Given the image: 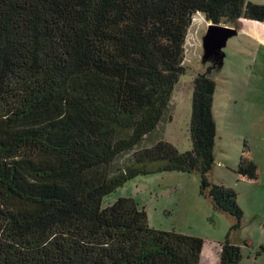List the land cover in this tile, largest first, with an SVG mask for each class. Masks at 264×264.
<instances>
[{
	"label": "trees",
	"instance_id": "1",
	"mask_svg": "<svg viewBox=\"0 0 264 264\" xmlns=\"http://www.w3.org/2000/svg\"><path fill=\"white\" fill-rule=\"evenodd\" d=\"M197 12L227 26L264 22V4L249 0H0V264H200L203 239L150 227L130 197L101 206L161 171L198 173L200 192L239 228L236 191L210 179L218 64L193 78L192 148H138L185 71ZM236 172L257 177L252 161ZM240 260L228 234L216 264Z\"/></svg>",
	"mask_w": 264,
	"mask_h": 264
},
{
	"label": "rangeland",
	"instance_id": "2",
	"mask_svg": "<svg viewBox=\"0 0 264 264\" xmlns=\"http://www.w3.org/2000/svg\"><path fill=\"white\" fill-rule=\"evenodd\" d=\"M264 4V0H252ZM254 3V2H253ZM262 21H249L239 18L238 26L243 30L227 40L223 48L225 57L222 66L213 71L211 77L216 82L215 106L213 116L216 124L215 161L210 172L212 182L236 191L239 199L237 203L244 211L238 229H232L234 217L225 212L215 210L211 200L200 192V178L196 172L161 171L138 175L127 180L112 193L102 198L101 206L106 207L118 198L130 197L139 207L144 208L147 223L150 227L196 236L203 239V249L200 264H216L219 260L220 244L229 234L230 242L241 248L240 264H264V254L261 248L264 245V226L260 223V216L264 208L253 204L251 196L241 193L245 182L240 180L236 172L242 159L243 141L240 131L242 129L241 112L243 105L250 94L251 87L246 73L252 71L242 59L240 49L245 46L249 51L244 54L253 59L255 53L261 63L264 55L252 51L245 40L246 30L253 28L254 23ZM209 22L204 15L197 12L193 15L184 42V68L173 87L167 112L154 131L149 133L138 148L149 147L158 140L171 143L179 152L192 148L190 136V120L193 92V78L199 72H204L209 62L201 60L202 36L207 31ZM224 25V24H220ZM229 87L236 88L237 92L230 91ZM228 88V89H227ZM237 98V101L233 99ZM244 113L246 112L243 111ZM131 157V153L123 154L115 160L114 168L122 167ZM254 214V215H253Z\"/></svg>",
	"mask_w": 264,
	"mask_h": 264
},
{
	"label": "crops",
	"instance_id": "3",
	"mask_svg": "<svg viewBox=\"0 0 264 264\" xmlns=\"http://www.w3.org/2000/svg\"><path fill=\"white\" fill-rule=\"evenodd\" d=\"M249 1L257 3L252 0ZM238 19L235 26L231 27L236 28L237 34H241L243 30L238 26ZM248 20L251 21L252 19ZM246 33L247 38L245 43L251 47L253 52L256 50V53L258 51L264 55V22L254 23L251 31L246 30ZM247 52L249 51L246 47L242 46L238 57H241L244 60L236 59L245 62L248 68L252 70H248L246 73L248 81H251V87H249L247 91L250 94V98L245 101L241 112V118L244 117L241 120L242 129L240 131L241 140L243 141V147H241V160L252 161L256 165L257 177L255 179H248L241 176L240 180L245 182L244 189L241 193L243 194L246 191L244 195H246V198L251 196V199L254 201L253 204L259 206V211L260 207L264 208V63L259 61V58L255 53H252L254 56L253 59L247 58L244 55L247 54ZM228 88L232 92H237L236 88L234 90L233 87L228 86ZM233 101H237V98L233 99ZM215 104L213 95L212 113ZM245 110L246 112L244 113L243 111ZM237 198L239 199V193ZM242 212L244 214L243 210ZM255 215L260 216V223L264 226V214L256 213ZM261 250L264 254V245Z\"/></svg>",
	"mask_w": 264,
	"mask_h": 264
},
{
	"label": "water",
	"instance_id": "4",
	"mask_svg": "<svg viewBox=\"0 0 264 264\" xmlns=\"http://www.w3.org/2000/svg\"><path fill=\"white\" fill-rule=\"evenodd\" d=\"M236 34L234 27L209 22L207 31L202 36V62H215L221 67L225 57L223 48L227 40Z\"/></svg>",
	"mask_w": 264,
	"mask_h": 264
}]
</instances>
